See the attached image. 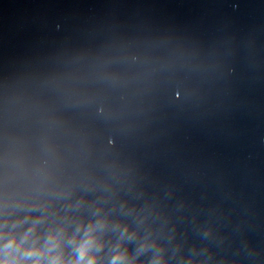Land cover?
Segmentation results:
<instances>
[{
	"label": "water",
	"instance_id": "obj_1",
	"mask_svg": "<svg viewBox=\"0 0 264 264\" xmlns=\"http://www.w3.org/2000/svg\"><path fill=\"white\" fill-rule=\"evenodd\" d=\"M5 205L264 264V0H0Z\"/></svg>",
	"mask_w": 264,
	"mask_h": 264
},
{
	"label": "clouds",
	"instance_id": "obj_2",
	"mask_svg": "<svg viewBox=\"0 0 264 264\" xmlns=\"http://www.w3.org/2000/svg\"><path fill=\"white\" fill-rule=\"evenodd\" d=\"M82 201H77V206ZM45 211L34 214L24 206L0 210V264H137L139 256L149 247L141 244L130 253L125 246V238L131 239L127 225H111L108 217L71 220L68 217L56 219L46 205ZM110 227L118 229L120 237L115 243L106 239ZM111 246L109 247V244ZM107 249V251H106ZM149 264H166L160 249H155Z\"/></svg>",
	"mask_w": 264,
	"mask_h": 264
}]
</instances>
